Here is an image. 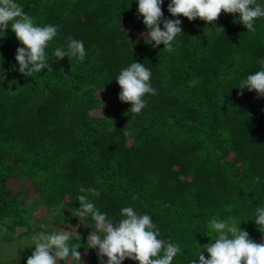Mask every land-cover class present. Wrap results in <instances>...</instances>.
Returning <instances> with one entry per match:
<instances>
[{"label":"trees","instance_id":"16d2710c","mask_svg":"<svg viewBox=\"0 0 264 264\" xmlns=\"http://www.w3.org/2000/svg\"><path fill=\"white\" fill-rule=\"evenodd\" d=\"M169 2L164 16L180 19L183 30L171 52L141 37L147 29L137 0H16L38 26H58V33L46 48L54 71L32 77L18 71L23 45L15 33L0 37L7 76L0 81V243L40 232L34 221L42 208L45 227L82 220L87 235H72L69 246L79 244L84 264H99L86 244L95 221L75 215L81 186L99 192L88 194L90 202L114 221L124 207L148 214L158 239L180 246L172 264H191L216 238L213 218L235 221L257 243L264 239L253 221L264 207V97L237 88L262 70L264 17L250 32L239 14L189 21L172 17ZM69 36L83 41L82 62L52 57ZM135 61L150 69L158 93L146 94L139 114L119 100L115 80ZM33 251L34 244L7 264H27ZM59 264L78 262L70 256Z\"/></svg>","mask_w":264,"mask_h":264},{"label":"clouds","instance_id":"9594fccd","mask_svg":"<svg viewBox=\"0 0 264 264\" xmlns=\"http://www.w3.org/2000/svg\"><path fill=\"white\" fill-rule=\"evenodd\" d=\"M138 17H143L147 31L141 33L145 43L153 47L163 45L166 51H174L173 42L178 35L183 34L182 21L169 19L164 16L162 5L164 0H137ZM167 11L172 17H186L189 21L197 18L212 23L218 20L221 12L239 14V22L247 31L255 32L254 21L264 17V6L256 0H170ZM163 25V28H161ZM224 32L222 27H214ZM11 29L19 43L23 45L16 49L15 60L19 65L18 71L25 77H32L47 69L54 71L48 62L46 48L58 33V26H38L33 17L24 12L16 0H0V37H6ZM86 51L83 41L68 37L67 48L57 47L52 53L56 60L75 57L82 62ZM260 71L248 74L241 80L239 95L243 90L255 91L257 97H264V60L259 61ZM151 71L143 63L133 62L121 70L115 79L121 91L119 100L130 103L128 111L139 114L146 107L147 95H157V90L151 85ZM5 70L0 67V81L6 80ZM9 83L8 91L11 90ZM115 128V127H114ZM128 134L127 132L125 133ZM260 177H255L259 182ZM77 200L79 208L76 217H88L95 221L96 232L91 231L87 236L89 249H95L99 264H122L125 259L138 261V264H172L173 258L181 251L175 243H165L158 239L160 232L148 214L140 215L132 207L121 209L120 221H114L102 213L88 194L99 196L95 188H79ZM135 199V197H133ZM254 223L259 230L264 228V207L255 209ZM10 222V221H8ZM43 227V226H42ZM210 227L218 234L214 240L203 246L208 258L203 252L191 264H264V239L257 243L249 233L237 225L235 221L211 219ZM70 230L62 228L59 231L47 233L41 231L33 236L34 251L27 259V264H59L70 256L78 264H84L79 244L69 246L72 236ZM7 227L3 228L7 232ZM261 231V230H260ZM264 232V231H261ZM161 253H163L161 255ZM105 257L107 260L105 261Z\"/></svg>","mask_w":264,"mask_h":264},{"label":"rangeland","instance_id":"374dc122","mask_svg":"<svg viewBox=\"0 0 264 264\" xmlns=\"http://www.w3.org/2000/svg\"><path fill=\"white\" fill-rule=\"evenodd\" d=\"M23 186V183H19L17 182L15 184L16 190H21ZM40 209L39 211H37L36 213V218L34 221V224H38L41 225L40 228V232L44 231V230H53V231H59L62 228H65V230H70L69 226H62V227H55V226H51V227H45V225L40 224L41 222L44 221L43 219V212H42V208H38ZM43 226V227H42ZM72 227V235H75L78 238H82L85 237L87 235V229L85 227V223L82 220H78L76 226H71ZM23 232V230L21 231ZM20 232L17 233V235H19ZM39 233V232H37ZM37 233H34V235H36ZM27 236V237H16L15 240L11 241V242H1L0 243V264H7L13 260H15V258L17 257L18 254H20L21 252L25 251L28 247H30L31 245L34 244V240H33V236Z\"/></svg>","mask_w":264,"mask_h":264}]
</instances>
